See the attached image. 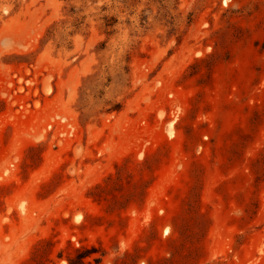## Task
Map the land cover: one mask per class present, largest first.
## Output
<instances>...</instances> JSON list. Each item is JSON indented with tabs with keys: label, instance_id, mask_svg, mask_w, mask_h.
Listing matches in <instances>:
<instances>
[{
	"label": "rangeland",
	"instance_id": "rangeland-1",
	"mask_svg": "<svg viewBox=\"0 0 264 264\" xmlns=\"http://www.w3.org/2000/svg\"><path fill=\"white\" fill-rule=\"evenodd\" d=\"M0 264H264V0H0Z\"/></svg>",
	"mask_w": 264,
	"mask_h": 264
}]
</instances>
